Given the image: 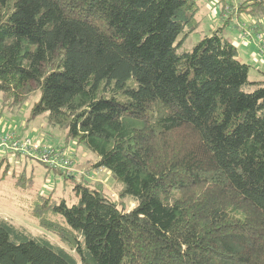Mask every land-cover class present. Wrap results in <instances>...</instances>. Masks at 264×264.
Segmentation results:
<instances>
[{"label":"trees","instance_id":"16d2710c","mask_svg":"<svg viewBox=\"0 0 264 264\" xmlns=\"http://www.w3.org/2000/svg\"><path fill=\"white\" fill-rule=\"evenodd\" d=\"M239 4L264 18V0ZM199 10L196 0H0L5 103L35 85L32 118L47 115L67 144L94 153L93 168L135 202L127 210L71 176L73 199L37 193L30 211L63 246L0 219V264H264V72L250 79L224 32L230 18L182 50Z\"/></svg>","mask_w":264,"mask_h":264},{"label":"rangeland","instance_id":"374dc122","mask_svg":"<svg viewBox=\"0 0 264 264\" xmlns=\"http://www.w3.org/2000/svg\"><path fill=\"white\" fill-rule=\"evenodd\" d=\"M196 1L200 7L197 18L201 25L197 32L185 40L182 50H191L204 36L210 35L212 30L225 24L224 10L230 6L228 15L230 22L224 32L230 40L232 37L237 40L235 43L239 45L238 58L250 66V79H257L259 70L264 72L262 41L255 34L246 35L244 38L243 29L236 25L242 24L249 30L252 25L262 23L261 32H264V18L251 16L245 13L244 9L240 13L239 3L245 0ZM236 19H239V22ZM30 89L31 91L24 95L23 103L13 106L10 100H8L10 103H5L6 97L0 92V134L14 132L20 137H28L33 142L40 143L43 147L58 149L64 156L61 164L64 165L68 159L71 160V164L67 165L66 169L53 170L34 158L0 150V219L11 222L31 235L46 236L52 243L63 246V243L49 233L45 226L30 213L34 208L35 194L52 193L56 197L73 199V184L69 182L70 177L75 176L77 179L84 177L94 181L95 184L104 187L108 196L119 201L122 186L106 169L93 168L94 162L97 161L94 153L77 144L76 141L67 144L65 133L58 128H53L49 124L47 115L32 118L31 109L39 98V89L35 85H31ZM2 158H5L3 163H1ZM56 170L68 173V178ZM120 200L127 210L135 206L131 198Z\"/></svg>","mask_w":264,"mask_h":264},{"label":"built area","instance_id":"2783aa9c","mask_svg":"<svg viewBox=\"0 0 264 264\" xmlns=\"http://www.w3.org/2000/svg\"><path fill=\"white\" fill-rule=\"evenodd\" d=\"M224 18H228L230 14V6H227L224 10ZM244 38L249 33H245ZM258 39L262 42V47L264 49V34L258 35ZM0 150L10 151L15 154L34 158L45 166H48L51 169H66L67 165L71 164V160L68 159L64 162V165L61 164V161L64 159L63 152L52 147H43L40 143L33 142L28 137H20L14 132H8L5 134H0ZM73 166V165H72Z\"/></svg>","mask_w":264,"mask_h":264},{"label":"crops","instance_id":"0c3cea01","mask_svg":"<svg viewBox=\"0 0 264 264\" xmlns=\"http://www.w3.org/2000/svg\"><path fill=\"white\" fill-rule=\"evenodd\" d=\"M238 21V20H237ZM261 29V24H256L255 26H251V28H250V31L251 32H253V34H256V31H259ZM251 35V34H250ZM235 42H237V41H235ZM234 42V44L237 46V48L239 49V45L238 44H236Z\"/></svg>","mask_w":264,"mask_h":264}]
</instances>
